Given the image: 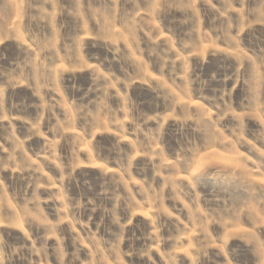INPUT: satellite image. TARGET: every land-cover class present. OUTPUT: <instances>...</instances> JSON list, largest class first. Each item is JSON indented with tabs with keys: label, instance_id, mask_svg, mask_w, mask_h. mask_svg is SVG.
Returning a JSON list of instances; mask_svg holds the SVG:
<instances>
[{
	"label": "rangeland",
	"instance_id": "rangeland-1",
	"mask_svg": "<svg viewBox=\"0 0 264 264\" xmlns=\"http://www.w3.org/2000/svg\"><path fill=\"white\" fill-rule=\"evenodd\" d=\"M0 264H264V0H0Z\"/></svg>",
	"mask_w": 264,
	"mask_h": 264
}]
</instances>
